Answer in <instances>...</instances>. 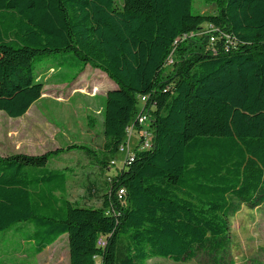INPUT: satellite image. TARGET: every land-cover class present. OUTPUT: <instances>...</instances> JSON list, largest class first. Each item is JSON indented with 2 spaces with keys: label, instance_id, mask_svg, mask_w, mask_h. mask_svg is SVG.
I'll return each mask as SVG.
<instances>
[{
  "label": "trees",
  "instance_id": "16d2710c",
  "mask_svg": "<svg viewBox=\"0 0 264 264\" xmlns=\"http://www.w3.org/2000/svg\"><path fill=\"white\" fill-rule=\"evenodd\" d=\"M211 2L215 12L202 14L193 13V0H0V111L24 115L44 92L34 65L71 52L76 59L54 63L70 58L76 73L89 64L115 85L101 107V157L87 145L68 150L112 167L140 95L153 133L152 147L116 168L98 207L67 197V170L47 164L61 148L0 155V232L22 234L26 256L67 234L70 264L200 254L233 264L229 217L264 204V0ZM205 23L235 46L213 55L206 36L181 40Z\"/></svg>",
  "mask_w": 264,
  "mask_h": 264
},
{
  "label": "rangeland",
  "instance_id": "374dc122",
  "mask_svg": "<svg viewBox=\"0 0 264 264\" xmlns=\"http://www.w3.org/2000/svg\"><path fill=\"white\" fill-rule=\"evenodd\" d=\"M214 5L213 2L210 4V0H193L192 10L193 13H214ZM69 54L76 59L71 52L56 53L42 58L34 65L35 73L45 83L44 92L24 115L13 118L0 111V155L39 154L61 148L62 152L50 158L47 164L52 168L67 170L70 177L67 197L78 206L98 207L106 192V183L110 181L116 168L122 166L124 157L116 153L111 160L114 164L110 168L101 167L94 159L96 156L101 157L104 140L101 107L105 88L109 85L103 83L104 87L92 88L97 73L98 78L105 73L89 64L84 73H76L78 69L70 58H66L61 65L54 63L55 59L60 61L61 57ZM49 64L60 68L46 73L44 69ZM91 71L94 72L92 75ZM107 81L115 85L109 77ZM142 106L143 102L137 99V111L140 112ZM137 136L136 133L132 135V143L137 141ZM73 144L87 145L95 151L96 156L78 148L68 150L67 147ZM228 233L231 243L226 260H231L233 264H264V204L258 208L242 206L235 215L229 217ZM22 238V234L13 230L0 232V259L12 263L70 264L67 234L61 235L32 258L21 251L28 246ZM11 249L14 252L3 254L5 250ZM147 263L214 264L201 254L185 262L152 257Z\"/></svg>",
  "mask_w": 264,
  "mask_h": 264
},
{
  "label": "built area",
  "instance_id": "2783aa9c",
  "mask_svg": "<svg viewBox=\"0 0 264 264\" xmlns=\"http://www.w3.org/2000/svg\"><path fill=\"white\" fill-rule=\"evenodd\" d=\"M193 35L197 37L206 36L208 41L207 47L213 55H217L222 50L227 51L229 48L234 47L236 44L234 39L231 38L228 33L224 32L213 23L202 24L196 31L182 35L181 40ZM219 41H222V46H218ZM172 64L173 56L171 53L167 58L166 65L172 66ZM137 99L143 102V106L140 112L137 114L136 119L133 122L129 123V125L126 127V135L117 150V153L122 154L124 157L122 166L130 163L133 160L136 150L140 151L152 147L153 133L149 128L150 115L148 108H146L145 106L148 97L146 95H140L137 97ZM134 133L138 134V136L137 141H134L132 143L131 139ZM112 163L114 162L112 161ZM122 194L123 190L120 189L118 195L120 196ZM97 243L100 246H103V238L99 237Z\"/></svg>",
  "mask_w": 264,
  "mask_h": 264
},
{
  "label": "crops",
  "instance_id": "0c3cea01",
  "mask_svg": "<svg viewBox=\"0 0 264 264\" xmlns=\"http://www.w3.org/2000/svg\"><path fill=\"white\" fill-rule=\"evenodd\" d=\"M94 69H96V68H94ZM52 70V69H51ZM87 70V65L85 66V68H84V70L82 71V73H84L85 71ZM50 71V70H49ZM48 71V72H49ZM92 73H94V72H92L91 71V75H92ZM97 75H98V73H97ZM96 75V78H94V76H93V78H94V80H93V82H92V88H97L98 86H103L104 87V85L105 84H103V83H107V85H109L107 88H105V94H106V91H107V89H109L110 87H112V86H114V83H109V81H107V75L106 74H103V75H100V79L98 78V76ZM98 78V79H97ZM106 79V80H105ZM91 88V87H90ZM92 88H91V90H92Z\"/></svg>",
  "mask_w": 264,
  "mask_h": 264
}]
</instances>
